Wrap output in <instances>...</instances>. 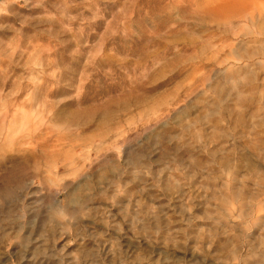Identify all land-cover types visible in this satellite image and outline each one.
Here are the masks:
<instances>
[{
	"label": "rangeland",
	"instance_id": "1",
	"mask_svg": "<svg viewBox=\"0 0 264 264\" xmlns=\"http://www.w3.org/2000/svg\"><path fill=\"white\" fill-rule=\"evenodd\" d=\"M216 1L0 0V177L29 192L0 202V264H93L79 237L116 244L112 215L167 255L122 264H264L263 37ZM78 193L104 226L48 218Z\"/></svg>",
	"mask_w": 264,
	"mask_h": 264
},
{
	"label": "bare ground",
	"instance_id": "2",
	"mask_svg": "<svg viewBox=\"0 0 264 264\" xmlns=\"http://www.w3.org/2000/svg\"><path fill=\"white\" fill-rule=\"evenodd\" d=\"M205 1L208 3L211 0H205ZM222 1L217 0L216 2H222ZM212 9L214 11H216L217 14L225 15L226 17H228L229 14H231V13L242 14L241 15L242 17L248 15L250 24H252V25L255 24L254 21L257 18L258 32L256 33V35L259 37H261V36L263 37L262 39H255V40H259L257 42H260V44H261V46L259 48L260 50L257 53V55H258L257 60L264 65V44H263V42H264V21H263L264 16L261 15L262 13H264V0H229L228 3L218 4L217 7H213ZM254 10H259L257 15H253ZM262 10H263V12H262ZM241 60L247 61L248 59H245L239 55H237V58L234 59V61H241ZM165 154L166 153H163L162 157H164ZM131 160L133 161L134 164H136L138 162V160H140L138 152H135L131 155ZM131 165H132V163H131ZM13 170L11 169V170L6 171V174L4 175V177H0V202L3 204L2 213L4 212V210L6 212L12 213L15 210V208H17L19 206L18 201H20L19 203L21 205V199L23 197H26L29 194L28 188H26V187L25 188L23 187L24 189L21 188V184H22V180H23L21 172L18 173V171H15V170L13 171ZM140 180L143 181L142 179H140ZM167 180L171 184V186L168 187V189H170V190L174 189L175 188V186L173 185L174 182H171L170 178H167ZM226 182H228V181L226 180ZM166 184H168V182ZM225 185H226V183H225ZM19 188L21 191L18 195L17 189H19ZM176 195H177V197H175V198H180L181 197V191H177ZM53 196L54 195H49V197L50 198L52 197L51 199L54 200L55 196L54 197ZM73 197L77 198V199L72 205L65 204L64 202L62 204H57L56 201L54 200L55 201L54 204H55V206L60 208V212H58V210H57V212H54V211L50 212L49 210L54 208V207L53 208L50 207L48 210L49 211L48 212V214H49L48 218L53 219V222H55L56 225L61 224L66 219L68 220V222L69 221L71 222L74 220L72 223V226H74L75 228H78L79 222L81 220H84L83 217H77L80 215V216H85V218L90 220V222L95 226H104V225H102L103 224L102 222L104 221L103 218L101 219L100 222L96 220V215L100 216V214L95 211L96 210L95 209L96 206H94L95 196L88 195L87 197L84 198V196L81 193H78L77 195H74ZM38 208L39 207H37L35 210H37ZM0 210H1V208H0ZM85 211H87L86 214L84 213ZM82 213H83V215H81ZM7 216H9V214H7L6 217ZM113 216L114 215H112V219L110 217L108 220L105 221V223L111 224V223L116 221V223H113L111 225V227L114 228L113 230H111L112 234H114V233L118 234V232H119V235L111 237L113 240L116 241V244L110 243V239H108L109 244H107V245L102 244V243L95 244L92 241L87 242L85 240V238L87 237V234H85V233H82L81 237H79L80 238L79 240H81V246L80 247L84 248V246H90V250L88 248H86V251H88V252L92 251V254H89L87 257L83 258L85 262H92L93 264H122L121 261L117 260L116 253H114L115 246H117L119 249H121V247H123L124 249L122 250L121 253H123L125 255V257H127V258L132 257L135 253H137L138 251L140 252L142 249L144 252H146L147 255H151L150 257H152V255L154 254V255L158 256V259L160 258L159 260H161V257H163V256H164L163 259H166L167 255L165 254V252L163 254L164 248H162V250L160 251V247L158 245V242H157L158 239L157 238L156 239L155 238L150 239V237H152V236L149 235L150 234L149 233V234H147V236L145 238L139 240L137 237H134V234H133L131 228H129V229H124V228L120 229L119 228V230H118L117 226H121V224L117 220V218H113ZM13 223L17 226L22 225L21 222H17V223L13 222ZM84 226H86V225H84ZM95 226H93V227L89 226V228L86 230V233H88L89 230L96 229ZM105 226H107V225H105ZM126 228H128V227H126ZM26 232H27V235L22 238V239H26L25 242H23V240H22V242L20 243L21 248H27L28 241L30 242L33 239V237H31L32 231L29 230ZM128 234H130V235H128ZM1 235H2V231L0 232V236ZM108 240H107V242H108ZM157 249L159 250V252ZM182 259L184 260V262L182 264H198V262H197L198 258L196 257L195 253L192 251L191 252L187 251L186 253H184V255L182 256ZM0 260H1V258H0ZM31 263L32 264H52V261H50L49 259L43 258L42 260H36L34 262H31ZM28 264H30V263H28ZM71 264H80V261L78 259V260H75L74 262H72Z\"/></svg>",
	"mask_w": 264,
	"mask_h": 264
}]
</instances>
